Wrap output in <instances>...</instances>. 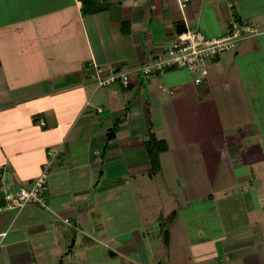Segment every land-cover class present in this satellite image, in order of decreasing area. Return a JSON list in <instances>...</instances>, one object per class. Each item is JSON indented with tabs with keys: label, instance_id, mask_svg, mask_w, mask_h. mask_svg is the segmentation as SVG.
Here are the masks:
<instances>
[{
	"label": "crops",
	"instance_id": "1",
	"mask_svg": "<svg viewBox=\"0 0 264 264\" xmlns=\"http://www.w3.org/2000/svg\"><path fill=\"white\" fill-rule=\"evenodd\" d=\"M93 5L101 8L84 13L81 0H0V206L6 207L0 264H56L76 245L101 240L108 235L100 219L108 202H115L123 225L142 214L144 225L154 226L170 207L159 204L157 216L141 201L157 193L179 209L191 201L228 202L231 222L221 221L225 229L210 238L211 246L197 247L203 249L197 263L261 264L249 227L259 223L251 217L259 210L253 191L264 205V0ZM234 13L260 32L209 62L202 82L186 68L148 77L139 72L164 55L179 29L219 37ZM112 69L128 73L129 84L100 86ZM149 131L168 144L155 176L145 147ZM52 149L57 160L49 170L47 207H8L6 193L36 179ZM235 208L244 222H236ZM172 210L169 251L179 219ZM151 234V227L122 226L108 236L121 244L122 258L139 262L133 245Z\"/></svg>",
	"mask_w": 264,
	"mask_h": 264
},
{
	"label": "rangeland",
	"instance_id": "2",
	"mask_svg": "<svg viewBox=\"0 0 264 264\" xmlns=\"http://www.w3.org/2000/svg\"><path fill=\"white\" fill-rule=\"evenodd\" d=\"M158 182L159 183L156 186H159L160 178L158 179ZM98 196L99 200H101V195L97 193L96 198H94L96 203L94 202V205H92V209L94 210H99V206H97L100 204L98 202ZM255 196L256 193L253 191V193L250 195L251 201L254 202L253 204L255 206H259V210L254 212L252 210L251 217H257L259 223L257 225H252L251 227H247L253 230L251 233L252 236H249V240L251 241L250 246L255 245L258 247L260 256H262L260 259L261 264H264V205L260 204ZM207 202L206 200H199L191 201L186 204L181 203V209H179L178 204L172 203V205H166L169 203V200L165 201L164 195L158 196V193L156 195L150 196L147 200L141 201V203H147L150 205L148 207L149 214L155 212L154 214H157V216L159 214V210L157 209L159 204H161V207L169 206V213L173 211V206L174 208H177L179 212V219L176 223V226L174 227V232L172 231L174 234L170 243V251L167 249L168 247L166 246L163 239L161 227L162 220L156 221L154 226L146 224L144 225L145 220H143V216L141 214L140 216L134 215L133 219L130 220L127 225H123L124 223L120 222V211H117L115 202L113 201L104 203V207L102 208L104 214L102 213V217H100V219L103 218L101 222L105 224L108 235L112 236L119 230V228H122V226L129 229L136 227L141 231H149L151 227L153 234L144 238L141 237L140 241H137V243L133 245L134 248H137V250L140 251L142 259H140L138 262L135 258H122V250L119 249V245L121 244L114 241L111 242L112 237L106 235L100 236L101 240L94 239L86 243H84V241L81 243V245H76L75 251H73L74 253L72 252L69 254V256L66 255L63 256V258H54L53 260L56 264H200L202 262H197L199 259L203 258L200 257L199 254L202 253L201 251L203 249L197 247L203 246L204 248L207 244L211 246L210 242H208L210 241V238L225 229L221 225V221H227L228 224L231 222V208L229 210L228 202L220 200L215 205L212 203V206H215L218 212L213 207H210ZM144 206H146V204ZM151 206H153L155 209H153ZM165 209L168 208L166 207ZM233 216L235 217L237 223L244 222L245 220L243 219V212H241L239 208L234 209ZM98 227L100 228L101 225ZM249 228H246L243 231L246 232V230H249ZM229 235H231V233ZM80 246L82 248L79 250L81 253L83 250H85L83 256L81 253L77 252ZM193 246H196V249H194ZM206 252L209 253L208 250ZM105 253H108L107 259L103 257V254ZM112 253H114L115 256L112 255ZM212 261L214 260H207L202 264H209ZM222 264H240V261L236 258L232 259L231 262H222ZM243 264L245 263L243 262Z\"/></svg>",
	"mask_w": 264,
	"mask_h": 264
},
{
	"label": "built area",
	"instance_id": "3",
	"mask_svg": "<svg viewBox=\"0 0 264 264\" xmlns=\"http://www.w3.org/2000/svg\"><path fill=\"white\" fill-rule=\"evenodd\" d=\"M259 27L250 21L237 19L232 14L224 35L209 37L198 29L190 26L177 34L173 44L150 65L143 66L139 72L148 77L156 72H163L167 68H186L192 72L199 73L195 82H202L206 74L209 62L218 58L221 54L234 49L242 39L259 34ZM120 81L127 86L129 84L128 73L117 72L112 69L108 76L99 79V85H109ZM44 124V121H41ZM50 158L44 165L40 175L28 186L20 187L15 193H6L5 199L8 207L20 209L29 203L38 202L47 207L45 193L48 189V174L53 163L57 160V151H48ZM6 207L0 206V211Z\"/></svg>",
	"mask_w": 264,
	"mask_h": 264
},
{
	"label": "trees",
	"instance_id": "4",
	"mask_svg": "<svg viewBox=\"0 0 264 264\" xmlns=\"http://www.w3.org/2000/svg\"><path fill=\"white\" fill-rule=\"evenodd\" d=\"M94 0H81L82 10L84 13L95 12L101 6L93 5ZM234 16L240 19L236 13ZM186 28L179 29L178 32L184 31ZM146 152L150 162L149 175L155 176L162 168L160 155L168 149V144L165 139H159L153 131H149L145 141ZM176 211L173 210L162 218V233L165 244L168 246L170 240V226L175 220Z\"/></svg>",
	"mask_w": 264,
	"mask_h": 264
},
{
	"label": "water",
	"instance_id": "5",
	"mask_svg": "<svg viewBox=\"0 0 264 264\" xmlns=\"http://www.w3.org/2000/svg\"><path fill=\"white\" fill-rule=\"evenodd\" d=\"M111 133H112V135L114 134L113 132H111ZM109 137H110V135H109ZM73 242H74V241H72V244H73ZM71 248H72V246L69 247V249H71Z\"/></svg>",
	"mask_w": 264,
	"mask_h": 264
}]
</instances>
